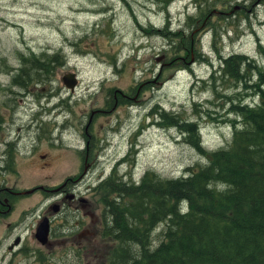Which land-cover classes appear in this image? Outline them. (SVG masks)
I'll list each match as a JSON object with an SVG mask.
<instances>
[{"label": "rangeland", "instance_id": "1", "mask_svg": "<svg viewBox=\"0 0 264 264\" xmlns=\"http://www.w3.org/2000/svg\"><path fill=\"white\" fill-rule=\"evenodd\" d=\"M191 29V44L179 49L174 34ZM259 44L264 48V0H0V184L3 179L14 189L51 188L66 176L77 177L83 169V126L92 109L107 106L93 117L90 152L96 160L79 187L88 188L82 194L93 199L97 216L84 222L86 249L73 242L80 218L73 207L53 217L48 239L56 238L57 245L51 251L35 238L37 221L56 202L51 190L37 187L14 195L10 210L0 216L5 257L0 264L109 263L115 239L103 233L108 211L101 189L114 164L127 185L138 184L146 171L165 179L204 167L209 153L177 126L164 125L160 113L195 122L202 147H227L233 130L227 119H241L232 104L253 105L258 97L221 70L212 77L211 69L219 53L231 52L254 58L264 69ZM35 59L55 67L34 66ZM67 72L75 73L73 89L61 79ZM145 79L150 80L141 83ZM115 99V107L108 106ZM179 206L184 211L189 205L184 200ZM164 220L151 231V248L163 237ZM18 235L19 244L6 250ZM128 246L138 255L141 246ZM34 249L37 263L31 261Z\"/></svg>", "mask_w": 264, "mask_h": 264}, {"label": "trees", "instance_id": "2", "mask_svg": "<svg viewBox=\"0 0 264 264\" xmlns=\"http://www.w3.org/2000/svg\"><path fill=\"white\" fill-rule=\"evenodd\" d=\"M218 22L212 27L213 40ZM192 30L174 34L179 49L191 44ZM258 47L264 52L261 44ZM179 52L175 51V58ZM57 55L61 60L57 52L56 63ZM218 56L211 76L221 70V76L241 81L251 89L246 94L257 95L258 100L253 105L234 101L231 110L241 119H227L232 122V136L227 147L217 149L202 147L195 122L160 113L164 125L177 126L195 147L209 153L208 162L204 167H188L186 175L176 178L161 179L146 171L138 184L128 185L114 164L101 189L108 211L103 233L115 239L106 264H264V69L240 52ZM205 61L213 64L207 56ZM46 63L34 60V66L55 67ZM146 80L150 79L141 83ZM210 181L226 187L210 186ZM108 192L115 193L109 197ZM184 200L189 206L182 211L179 204ZM162 219L166 220L163 237L151 248V231ZM130 242L141 246L138 255L131 254Z\"/></svg>", "mask_w": 264, "mask_h": 264}, {"label": "flooded vegetation", "instance_id": "3", "mask_svg": "<svg viewBox=\"0 0 264 264\" xmlns=\"http://www.w3.org/2000/svg\"><path fill=\"white\" fill-rule=\"evenodd\" d=\"M118 103L117 99L113 101L111 105L115 107V105ZM98 111H107V106H104L102 109H92L88 118V123L83 126V140H84V156H83V169L81 173L77 177H72V176H66L63 181L58 183L57 185L51 187V188H46L43 185H38L34 187H30L27 189H33L39 187V189H48L51 190V197H53L56 202L52 205V209L50 213L44 212L42 214V217L40 220L37 221L36 226L34 228L33 234L35 236V231L39 224L43 220H47L48 223V233H47V240L45 241V245L48 246V249L51 251L56 245H57V239L53 237L51 242L49 241V235L54 227L52 223V219L55 216V214L61 210L63 207H73V209L80 210V218L75 221L74 227L77 229L76 235L73 237V242L74 244L81 250L86 249L85 242L83 241V238H86V233H87V227L84 225V222L88 217L91 218V221L97 220V216L91 209V206L93 205V199L87 197L86 195H83L82 192L84 191L85 193L88 192V188L84 187L83 189L79 187L81 186L82 181L84 178L88 175V172L92 170L93 163H95V160L91 156L90 152V147H91V139H92V133H90L89 129H91V126H93L94 122V115ZM82 163V158L80 160ZM97 163L100 162V160L96 161ZM119 162V160H117ZM116 164V163H115ZM2 184H0V216L2 217L7 211L10 210L12 205L14 204V195L19 194H26L23 191L26 189H14L10 185H5L3 184V179L1 180ZM103 200V199H102ZM90 206V208H89ZM107 213L105 214V219H104V224L106 223L107 219ZM64 232H67L65 230ZM19 235L15 237L10 243L6 245V250L10 251L13 249L15 246L19 244L18 242ZM36 238V236H35ZM0 240H4L1 238ZM44 244V243H42ZM51 244V245H50ZM68 250V249H67ZM36 252L33 253V260L35 263H37V258H38V250L34 249ZM92 256V255H91ZM84 257H87L86 254H84ZM4 254H0V261L4 260ZM93 258V257H91ZM92 259H90L91 261Z\"/></svg>", "mask_w": 264, "mask_h": 264}, {"label": "water", "instance_id": "4", "mask_svg": "<svg viewBox=\"0 0 264 264\" xmlns=\"http://www.w3.org/2000/svg\"><path fill=\"white\" fill-rule=\"evenodd\" d=\"M62 81L64 84L73 89L75 83L77 82L76 76L74 72H67L61 76ZM32 189H26L23 192H30ZM47 233H48V223L47 220H43L35 231V236L41 241L45 242L47 240Z\"/></svg>", "mask_w": 264, "mask_h": 264}, {"label": "bare ground", "instance_id": "5", "mask_svg": "<svg viewBox=\"0 0 264 264\" xmlns=\"http://www.w3.org/2000/svg\"><path fill=\"white\" fill-rule=\"evenodd\" d=\"M46 56V55H45ZM164 57V56H163ZM25 58V57H24ZM28 58V57H27ZM47 64V63H46ZM161 69V68H160ZM53 72V71H52ZM112 100V99H111ZM113 173V172H112Z\"/></svg>", "mask_w": 264, "mask_h": 264}]
</instances>
